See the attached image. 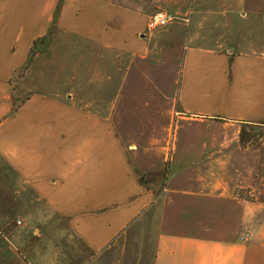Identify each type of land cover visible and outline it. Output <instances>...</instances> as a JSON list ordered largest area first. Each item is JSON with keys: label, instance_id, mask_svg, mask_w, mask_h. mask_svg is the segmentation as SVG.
<instances>
[{"label": "crops", "instance_id": "0c3cea01", "mask_svg": "<svg viewBox=\"0 0 264 264\" xmlns=\"http://www.w3.org/2000/svg\"><path fill=\"white\" fill-rule=\"evenodd\" d=\"M251 8L0 0V264H264Z\"/></svg>", "mask_w": 264, "mask_h": 264}, {"label": "rangeland", "instance_id": "374dc122", "mask_svg": "<svg viewBox=\"0 0 264 264\" xmlns=\"http://www.w3.org/2000/svg\"><path fill=\"white\" fill-rule=\"evenodd\" d=\"M244 4L245 7H252L251 9H253L254 14L253 17L247 19L243 24L239 25V29L244 33V38L245 36L254 34V38L260 39L259 43L264 42V0H244ZM22 71L23 70L20 69V73Z\"/></svg>", "mask_w": 264, "mask_h": 264}, {"label": "built area", "instance_id": "2783aa9c", "mask_svg": "<svg viewBox=\"0 0 264 264\" xmlns=\"http://www.w3.org/2000/svg\"><path fill=\"white\" fill-rule=\"evenodd\" d=\"M176 19L174 13L158 9L150 16L148 21V27H164L172 23Z\"/></svg>", "mask_w": 264, "mask_h": 264}, {"label": "trees", "instance_id": "16d2710c", "mask_svg": "<svg viewBox=\"0 0 264 264\" xmlns=\"http://www.w3.org/2000/svg\"><path fill=\"white\" fill-rule=\"evenodd\" d=\"M48 38H49V35H46V36H44V37H40V38L36 39V40L33 42L32 46H31V48H30V50H29V54H28L27 62H26V64H25L24 66H22V67L20 68L21 70L24 71V70L28 67V64H29V62H30V60H31V57H32L36 52H39V51H42V50L45 49V47H46V41L48 40ZM20 69L16 72V74H15V76H14V78H13L12 80H15L16 78H19V77L22 76L23 71L20 73Z\"/></svg>", "mask_w": 264, "mask_h": 264}]
</instances>
